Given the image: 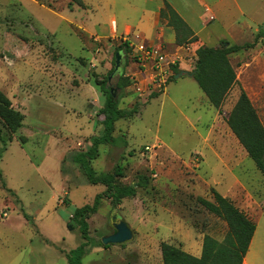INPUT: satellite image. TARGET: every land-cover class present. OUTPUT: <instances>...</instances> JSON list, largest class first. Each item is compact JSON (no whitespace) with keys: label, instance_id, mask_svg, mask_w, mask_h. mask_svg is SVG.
<instances>
[{"label":"rangeland","instance_id":"374dc122","mask_svg":"<svg viewBox=\"0 0 264 264\" xmlns=\"http://www.w3.org/2000/svg\"><path fill=\"white\" fill-rule=\"evenodd\" d=\"M72 1L0 0V90L24 115L15 135L0 121V264H69L78 261L76 251L85 242L82 264H163V243L198 255L206 235L222 242L228 231L199 202H214L213 190L258 222L248 261L264 264V178L226 123L241 87L264 124V0H220L216 7L172 0L191 27L204 34L200 43L198 38L178 50L164 49L186 73L165 93L140 97L133 86L124 92L120 109L137 107L138 112L117 122L113 137L118 141L100 145L98 157L88 162L98 174L122 167L125 186L145 176L149 187L115 209L101 200L88 220L89 241L70 215L93 206L104 187L90 185L69 156L86 151L90 139L101 134L106 97L98 84L110 77L125 39L93 32L111 27L114 16L120 25L128 14L125 4L110 10L107 0H82L83 7ZM206 8L215 17L210 24ZM133 36L132 43L142 44ZM223 41L254 47L230 57L239 86L220 115L187 75L195 69L200 47L216 48ZM127 62L125 74L132 77L136 63L132 57ZM117 83L114 77L108 86L116 90ZM69 201L73 205L67 207ZM115 210L136 239L106 249L100 245L112 232Z\"/></svg>","mask_w":264,"mask_h":264},{"label":"trees","instance_id":"16d2710c","mask_svg":"<svg viewBox=\"0 0 264 264\" xmlns=\"http://www.w3.org/2000/svg\"><path fill=\"white\" fill-rule=\"evenodd\" d=\"M164 1V9L161 13L162 20L167 21L176 34V45L182 47L184 45L196 43L198 37L195 35L191 27L179 15V13L171 6L169 0ZM78 6L83 7L82 0H73ZM69 7H72V4ZM264 36V31H261ZM254 44H245L243 46L231 45L228 41H223L219 47L202 46L197 50V61L195 69L188 73L192 77L201 91L207 97L210 105L222 115V107L231 92L239 86V81L235 68L233 67L230 57L240 51L249 50ZM120 53L123 57L122 72L116 73L118 78L116 90L108 86L109 78L106 82L98 84L101 86L105 94V104L100 111L103 118L98 125L102 126L100 135L90 139V145L86 151L71 153L70 160L74 164L79 165L88 183L93 186L101 185L106 188L105 192L95 198L93 206H86L75 210L71 218V224L81 227L82 238L89 241V218L96 214L101 200L106 199L111 202L113 208H117L126 199L137 197L138 189H147L149 187V179L140 176L136 182L129 186L122 183L125 174L122 167H117L113 173L98 174L88 162L98 157V149L102 144H112L118 141L113 137L115 125L121 120H127L134 117L138 112L135 107L131 111H123L120 109V101L125 97L124 92L134 86L132 77H126L125 69L128 66V59L131 50L127 43L121 44L116 54ZM116 55L114 56L115 65ZM178 66V65H177ZM172 67L174 77L180 74L178 67ZM114 74V68L110 72V76ZM238 100L232 111L226 118V123L232 134L244 148L249 158L254 162L256 168L264 178V124L262 123L257 109L254 107L248 94L240 87ZM120 91L121 95L117 97L116 92ZM162 93L153 94L155 97ZM0 121L4 128L11 135L17 134L24 122V115L13 108L11 100L0 90ZM1 133V130H0ZM2 143L4 141L0 137ZM127 142H124V146ZM1 176V173H0ZM214 202L200 199L202 206L212 215L221 219L227 225V234L222 242L217 241L213 237L206 235L203 241L202 255L200 258L177 248L173 245L163 243L161 245L163 264H243L249 253L252 240L255 236L257 225L246 214L240 211L229 199L220 195L216 190L212 191ZM28 220V217H25ZM101 247L106 249L101 242ZM84 245L77 252V260H69V264H82L83 257L87 254Z\"/></svg>","mask_w":264,"mask_h":264},{"label":"crops","instance_id":"0c3cea01","mask_svg":"<svg viewBox=\"0 0 264 264\" xmlns=\"http://www.w3.org/2000/svg\"><path fill=\"white\" fill-rule=\"evenodd\" d=\"M196 1H197L198 5L200 4V6L210 4V5H213L216 7L217 5L220 4V0H196ZM169 2L171 4V6L174 8L173 4L171 3L172 0H169ZM118 4H125V7H126L125 13L128 14V16H125L123 14L120 25L115 22L117 17L114 16L113 17L114 21H113V24L111 27H107V26L100 27V29H96L93 32L94 34L108 35V36H111L113 38H125V39L130 40L131 42H132V39L134 38L133 35H135V39L137 41H139L141 43L144 42V43H146V45H149V46L161 48L163 51H164V49H176V50L180 49L176 45L175 31L171 27L168 26L167 22L163 23V20L161 18L162 10L165 7L163 0H107V5L110 8V10L114 9V7L117 6ZM184 10L188 15H190L189 13L191 12V7L189 5L186 4V7ZM179 15L191 27V25L188 23V21L185 19V17L182 16L180 13H179ZM191 29L194 31L195 35L200 39V41H199V43H200L201 42V35L204 34L203 29L200 28V30H198V31L193 27H191ZM135 67H136L135 70L137 72L134 73V75H136L137 79L141 80L142 77L138 73V67L137 66H135ZM181 78H179V80ZM190 79L194 80L192 77H190ZM169 85L167 86L166 90L168 89ZM165 91H164V93H165ZM198 122H199V119H198ZM105 190H106V188L104 187L103 193L105 192ZM71 205H73V203H71L69 201V205L67 207H69ZM67 207L65 206V208H67ZM62 208H64V207H62ZM7 216H9V215H5V217H7ZM70 217L72 218L73 215H70ZM256 225H257V230H256L255 236L252 240L249 253L247 254L243 264H249L248 256L252 252V248L254 246V243H255V240L258 236V231H259L258 222L256 223ZM201 255H202V252H200V254H198V255H193V256L200 258ZM160 258L162 260V252H161ZM162 263H163V261H162ZM250 264H256L255 260L251 261Z\"/></svg>","mask_w":264,"mask_h":264},{"label":"built area","instance_id":"2783aa9c","mask_svg":"<svg viewBox=\"0 0 264 264\" xmlns=\"http://www.w3.org/2000/svg\"><path fill=\"white\" fill-rule=\"evenodd\" d=\"M208 16L207 23L210 24L215 21L214 15L209 8H206ZM127 43L132 57L138 67V73L142 77V82L132 75L134 80V90L142 97L153 95L155 93H164L167 86L171 83L174 77L172 67L177 66L179 63L175 60H170L161 48L149 46L144 43L135 45L128 39H124L121 44ZM130 77V76H128ZM150 151V148H146Z\"/></svg>","mask_w":264,"mask_h":264},{"label":"water","instance_id":"95a60500","mask_svg":"<svg viewBox=\"0 0 264 264\" xmlns=\"http://www.w3.org/2000/svg\"><path fill=\"white\" fill-rule=\"evenodd\" d=\"M262 30L264 31V26L262 27ZM122 61H123L122 55L120 53H117L115 65H114V74L109 77V80L116 73L122 72ZM184 74L186 73L181 72L175 77V79L178 80ZM110 219H111L112 232L110 235L103 238L102 241L103 245L105 247H109L113 245L118 247H123L125 245L134 243L136 239L135 231L132 229L130 224L123 217H121L118 210L112 212Z\"/></svg>","mask_w":264,"mask_h":264},{"label":"flooded vegetation","instance_id":"af4514ba","mask_svg":"<svg viewBox=\"0 0 264 264\" xmlns=\"http://www.w3.org/2000/svg\"><path fill=\"white\" fill-rule=\"evenodd\" d=\"M114 77H115V75L114 76H112V78L109 80V83L114 79Z\"/></svg>","mask_w":264,"mask_h":264}]
</instances>
